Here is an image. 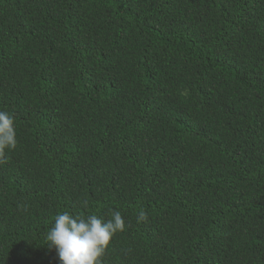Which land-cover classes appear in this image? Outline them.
Segmentation results:
<instances>
[{"label":"trees","instance_id":"16d2710c","mask_svg":"<svg viewBox=\"0 0 264 264\" xmlns=\"http://www.w3.org/2000/svg\"><path fill=\"white\" fill-rule=\"evenodd\" d=\"M0 110V264L112 209L103 264H264V0H0Z\"/></svg>","mask_w":264,"mask_h":264},{"label":"clouds","instance_id":"9594fccd","mask_svg":"<svg viewBox=\"0 0 264 264\" xmlns=\"http://www.w3.org/2000/svg\"><path fill=\"white\" fill-rule=\"evenodd\" d=\"M15 119L6 110H0V165L9 159L7 152L17 148ZM80 206L87 209L89 201L84 199ZM103 207L98 204L97 208ZM148 213L141 206L137 222H144ZM126 229L121 212L111 210L108 217L97 212L83 214L68 210L58 212L47 229L45 240L50 251H54L58 264H103V257L112 238Z\"/></svg>","mask_w":264,"mask_h":264}]
</instances>
